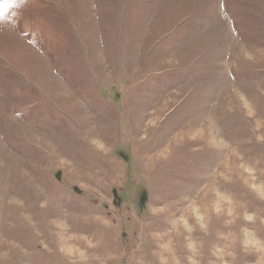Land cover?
Masks as SVG:
<instances>
[{
  "label": "rangeland",
  "instance_id": "374dc122",
  "mask_svg": "<svg viewBox=\"0 0 264 264\" xmlns=\"http://www.w3.org/2000/svg\"><path fill=\"white\" fill-rule=\"evenodd\" d=\"M0 8V264H264V0Z\"/></svg>",
  "mask_w": 264,
  "mask_h": 264
},
{
  "label": "snow or ice",
  "instance_id": "6c2138e0",
  "mask_svg": "<svg viewBox=\"0 0 264 264\" xmlns=\"http://www.w3.org/2000/svg\"><path fill=\"white\" fill-rule=\"evenodd\" d=\"M0 10H2V8H0Z\"/></svg>",
  "mask_w": 264,
  "mask_h": 264
}]
</instances>
